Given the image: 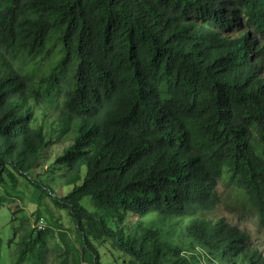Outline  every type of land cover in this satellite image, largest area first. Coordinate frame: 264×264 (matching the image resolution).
<instances>
[{
  "label": "trees",
  "instance_id": "obj_1",
  "mask_svg": "<svg viewBox=\"0 0 264 264\" xmlns=\"http://www.w3.org/2000/svg\"><path fill=\"white\" fill-rule=\"evenodd\" d=\"M243 18L264 33V0H0V188L24 178L76 224L26 216L12 264H100L105 244L125 264H264L211 214L223 183L264 225V38ZM58 133L66 195L30 175Z\"/></svg>",
  "mask_w": 264,
  "mask_h": 264
},
{
  "label": "rangeland",
  "instance_id": "obj_2",
  "mask_svg": "<svg viewBox=\"0 0 264 264\" xmlns=\"http://www.w3.org/2000/svg\"><path fill=\"white\" fill-rule=\"evenodd\" d=\"M239 24L243 31L247 30L251 35H253L254 31L261 39L264 38V33L255 31L253 23L246 18H243ZM57 135L59 137L53 138L54 143L50 146L48 151H45L41 158V162L38 163L30 175L34 180H37L36 177L40 175L39 180H41V187L50 188L55 194L66 195L72 192L75 186L65 185L63 183L64 171H61L62 176L57 175L58 171L55 165V159L59 154L63 153L65 148L70 146L71 141L65 139L60 133ZM46 168H50V172L46 171ZM79 185L81 186V182ZM140 191L141 188L130 190L126 194L123 202H132ZM48 192L49 191H42V189L30 185L24 178L20 179L17 188L13 189L7 184H4L3 187L0 188L1 264H12L10 257L11 250L8 247V242L11 238L13 227L17 226L26 216L32 218V225L33 216H40L44 218L46 225L50 226V228L56 229L55 225L57 223L59 227H61L60 230L65 232L68 231L73 236L76 234V224L69 209L57 207L55 201ZM82 203L90 210L95 209L90 195L86 196L82 200ZM123 206L124 204H121L120 208H123ZM211 214L217 217H225L230 223L238 225L241 229H246L251 235L253 242L261 248L264 247L263 221L260 220L259 216L255 214L251 207L245 202L243 196L235 195L234 192L223 183L219 185V197ZM106 218L110 227L113 229L120 228L117 219L112 218L110 215H107ZM139 222L140 219L137 216H130V218H127L124 222L123 229L126 233L136 232L137 228L133 226ZM184 224H187L186 220ZM98 250L100 253V264H125L124 262L128 261L126 256L117 250H112L108 244H105V246L98 245Z\"/></svg>",
  "mask_w": 264,
  "mask_h": 264
},
{
  "label": "built area",
  "instance_id": "obj_3",
  "mask_svg": "<svg viewBox=\"0 0 264 264\" xmlns=\"http://www.w3.org/2000/svg\"><path fill=\"white\" fill-rule=\"evenodd\" d=\"M33 227L37 230V231H43L46 229V224L43 218H37L35 216H33Z\"/></svg>",
  "mask_w": 264,
  "mask_h": 264
},
{
  "label": "clouds",
  "instance_id": "obj_4",
  "mask_svg": "<svg viewBox=\"0 0 264 264\" xmlns=\"http://www.w3.org/2000/svg\"><path fill=\"white\" fill-rule=\"evenodd\" d=\"M35 217H37V218H40V216H35ZM41 218H43V217H41ZM44 219V218H43ZM30 221H32V218H30ZM45 221V220H44ZM45 224H46V222H45ZM49 226L48 225H46V228H48ZM46 230V229H45ZM45 230H43V231H45ZM39 232H41V231H39Z\"/></svg>",
  "mask_w": 264,
  "mask_h": 264
}]
</instances>
